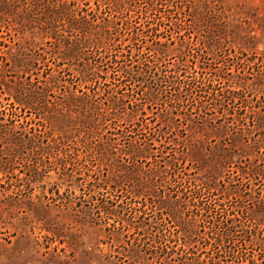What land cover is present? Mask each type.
I'll return each mask as SVG.
<instances>
[{"label": "trees", "instance_id": "trees-1", "mask_svg": "<svg viewBox=\"0 0 264 264\" xmlns=\"http://www.w3.org/2000/svg\"><path fill=\"white\" fill-rule=\"evenodd\" d=\"M132 1L139 0H0V82L7 89L9 102L0 110V121L13 125L24 120L33 125L23 138L27 139L33 155L46 156V161L36 157L29 165L32 178L38 179V171L49 168L54 162L67 178L87 177L82 186L89 188L92 199L100 196L93 222L106 225L108 229L113 227L117 232L131 225L135 212L141 211L135 205L143 204L142 217H147L143 219L144 226L148 221V227L158 238L154 253L157 263L185 264L191 260L186 254L191 249L187 236L196 234L203 214L213 216L215 212L216 206L204 204L203 196L218 190L227 198L238 193L234 188L220 190L212 180L204 188L194 183L195 180L190 181L184 173L186 157L173 150V146L182 143L162 133L156 135L145 122L147 110L160 105L162 95L166 97L167 88L171 87L175 91L172 101L180 104V108L165 104V112L173 110L174 118L187 117L191 114L185 112L188 96L205 88L210 90L208 99L213 98L209 105L218 101L225 108V111H217L223 118L227 114H238V122H245L247 134L264 136V95L257 98L253 106L246 103L245 95L240 92H230L219 99L222 90L216 82L225 81L222 75H195L190 82L192 86L188 83L185 93L181 91L180 84L187 81L184 79L188 75H160L168 70L153 64L149 54L154 46L160 53L162 48L179 42L177 50L185 47L194 58V45L190 41L162 37L167 32V27L161 29L163 22L146 21L143 29L129 27L133 18ZM123 19H126L124 24ZM4 24L10 29L4 30ZM168 30L171 32L170 28ZM181 32L176 33L180 39ZM18 33L20 40L15 38ZM26 33L28 36L24 37ZM212 33V43H204L205 54L201 56H212L224 66L226 43ZM121 34L128 36L123 40ZM37 38L40 40L36 41ZM143 40L151 45H140ZM218 53L222 56L216 59ZM193 64L192 70H196ZM181 67L169 72L185 71ZM228 70L224 67L218 71ZM70 72L78 74L76 80L60 76L72 75ZM109 72L123 75H101ZM127 81L134 84L128 93L124 85ZM236 100L239 103H235ZM198 103L200 108H196L194 114L204 115L202 120L209 123V112L217 109L204 106L202 100ZM174 118L171 122L176 121ZM48 129L52 131V144L46 140ZM16 137L18 143L21 135ZM43 139L46 145L35 151L36 143ZM167 153L164 158L162 155ZM15 157L3 171L12 168ZM158 158L163 159L157 161ZM153 163L154 168L145 169ZM192 183L196 189L194 195L188 190ZM103 191L113 193V198L108 200ZM120 200L122 203L118 204ZM65 206L75 209L73 205ZM145 206H150V213ZM189 212L194 217L185 219V213ZM149 216L154 217L153 222L149 221ZM220 217L223 218L215 214L211 225L221 230L214 244L219 242L224 246L237 239L239 231L230 219L220 221Z\"/></svg>", "mask_w": 264, "mask_h": 264}, {"label": "rangeland", "instance_id": "rangeland-1", "mask_svg": "<svg viewBox=\"0 0 264 264\" xmlns=\"http://www.w3.org/2000/svg\"><path fill=\"white\" fill-rule=\"evenodd\" d=\"M130 4L133 18L129 27L143 29L147 25L146 21L163 22L161 29L167 27V32L162 37L190 41L194 45V58L188 55L185 47L180 50L182 52L177 50L179 42L162 48L160 53L158 47L154 46L153 52L149 54L153 64L168 70L160 75H188L184 79L187 81L180 84L181 91L185 93L195 75H222L225 81L216 82L222 90L219 99L230 92H240L245 95L246 103L253 106L257 98L264 95V0H148V3L147 0H139ZM91 6H94L93 3ZM164 15L169 18L166 19ZM125 21L123 19L122 23ZM2 28L10 29L5 24ZM168 28L171 32H168ZM180 30L183 35L181 39L176 34ZM212 31L226 43L224 66L212 56H201L205 54L204 43H212ZM27 36L26 33L24 37ZM126 36L121 34L120 37L124 40ZM20 37L18 33L15 38L20 40ZM39 40L37 38L36 41ZM150 43L143 40L140 45ZM216 56L219 59L222 53ZM193 63L196 70H192ZM178 66H182L185 71L169 72ZM199 67L206 70L201 71ZM224 67L230 70L218 71ZM70 73L73 74L60 76L66 80H76L78 74ZM101 75L123 74L109 72ZM124 85L127 93L134 88L130 81ZM6 91L0 82V110L9 103ZM207 91L210 92L204 88L189 95L188 104L184 105L185 112L188 111L186 114H191L174 118L173 110L169 113L164 110V105L170 103L180 108V104L174 101L175 91L169 87L166 97L162 95L164 103L160 102L151 111L147 110L145 121L156 135L162 133L182 143L173 146V150H176L177 155L181 153L186 157L184 173L190 181L195 180L194 183L204 188L212 180L218 189L224 191L234 188L238 193L227 198L218 190L203 196L204 204L216 206L215 212L213 216L203 214L196 234L190 235V238L187 236L191 249L186 254L191 260L185 264H264V136L247 134L245 122H238V114H227L225 120L217 113L225 111V108L218 101L213 106L209 105L213 98L208 99ZM200 96L204 106L217 109L216 112H209V123L202 120L204 115L194 114L196 108H200ZM235 103L239 102L236 100ZM171 118L176 121L171 122ZM221 126H224L222 130H215ZM32 127L24 120L16 121L13 125L0 121V264H160L154 257L158 238L148 227V221L144 226L143 219L147 217H142L143 204L135 205L141 211L135 212L131 225L126 226L123 232H117L113 227L110 230L106 225L93 222L95 205L99 203L100 196L92 199L89 188L82 186L88 180L87 177L83 176L79 180L77 176L73 179L63 176L53 158L50 160L54 163L49 168L38 171V179L31 177L29 165L36 157L43 160L46 157L33 155L27 139L23 138ZM46 132L49 138L44 139L52 144V131L48 129ZM20 135L17 143L16 136ZM44 139L36 143L35 151L46 145ZM14 155L17 157L13 161L15 164L7 172L3 171ZM166 155L169 153L162 156L165 158ZM162 159L158 158L157 161ZM155 165H146L145 169L154 168ZM188 190L191 195L195 194L193 183ZM103 192H106L104 196L108 200L113 198V193ZM65 205H73L75 209ZM145 208L151 212L150 206ZM215 214L216 217L218 214L223 216L220 221L227 217L233 226L238 227L237 239L224 246L219 242L214 244L221 232L211 225ZM191 216L193 213H185L184 218ZM149 218L153 222L154 217ZM192 219L198 221L197 218Z\"/></svg>", "mask_w": 264, "mask_h": 264}]
</instances>
